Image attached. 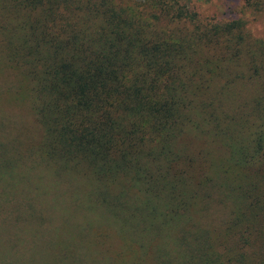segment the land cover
I'll return each mask as SVG.
<instances>
[{
    "label": "trees",
    "instance_id": "trees-1",
    "mask_svg": "<svg viewBox=\"0 0 264 264\" xmlns=\"http://www.w3.org/2000/svg\"><path fill=\"white\" fill-rule=\"evenodd\" d=\"M77 4L0 0L39 131L0 140V264H264V42Z\"/></svg>",
    "mask_w": 264,
    "mask_h": 264
},
{
    "label": "rangeland",
    "instance_id": "rangeland-1",
    "mask_svg": "<svg viewBox=\"0 0 264 264\" xmlns=\"http://www.w3.org/2000/svg\"><path fill=\"white\" fill-rule=\"evenodd\" d=\"M70 1L72 2V0ZM76 1L78 2L77 12L79 14L84 13V3L89 1L90 3L97 4L99 9L105 6H112L117 10L124 11L126 14H128V12H133L143 21L149 22L152 27H163L166 28L167 31L187 32L194 28L207 29L211 25L239 20L243 23L244 29L251 37L260 39L264 42V0ZM7 84L8 78L0 76V136L2 135L0 140L6 144H10L13 149L25 151L29 154L33 144H35L39 138L36 120L31 113L29 104L24 99L22 90L17 88V93H14V96L5 90ZM245 91L246 89H240L239 93L243 94ZM21 145H23V147L19 148ZM18 155L21 157L18 164L29 162V160L26 159V154L18 153ZM15 195L20 196L21 194L15 193ZM29 212L32 215L35 214L31 211ZM24 217H28V215ZM55 218L57 219V217L54 216L53 219ZM41 228L42 230H46V224L44 223ZM27 244L29 243L27 242ZM26 247L28 246H25L24 249ZM24 249L21 252V256L26 258L28 252L27 249ZM79 250V253H82L85 249L81 248Z\"/></svg>",
    "mask_w": 264,
    "mask_h": 264
}]
</instances>
